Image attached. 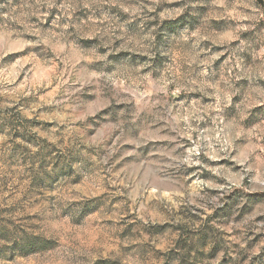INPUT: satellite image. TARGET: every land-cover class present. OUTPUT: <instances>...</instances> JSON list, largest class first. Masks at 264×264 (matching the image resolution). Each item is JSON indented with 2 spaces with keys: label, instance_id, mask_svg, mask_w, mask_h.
<instances>
[{
  "label": "clouds",
  "instance_id": "obj_1",
  "mask_svg": "<svg viewBox=\"0 0 264 264\" xmlns=\"http://www.w3.org/2000/svg\"><path fill=\"white\" fill-rule=\"evenodd\" d=\"M0 264H264V0H0Z\"/></svg>",
  "mask_w": 264,
  "mask_h": 264
},
{
  "label": "rangeland",
  "instance_id": "obj_2",
  "mask_svg": "<svg viewBox=\"0 0 264 264\" xmlns=\"http://www.w3.org/2000/svg\"><path fill=\"white\" fill-rule=\"evenodd\" d=\"M219 47H220V46H215L214 50H216V48H219ZM10 55H15V56L19 57V56L22 55V53H10ZM225 55H226V54H225ZM224 58H225V56L222 55V56L220 57V59H219L218 61H216V64H219L221 61L224 60ZM253 111H255V109H253ZM221 163H223V161H221ZM255 239H256V240H259V237L257 236ZM254 259H255V258H254Z\"/></svg>",
  "mask_w": 264,
  "mask_h": 264
}]
</instances>
